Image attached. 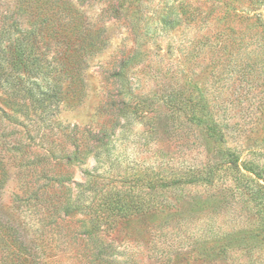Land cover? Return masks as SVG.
I'll list each match as a JSON object with an SVG mask.
<instances>
[{
  "label": "rangeland",
  "instance_id": "1",
  "mask_svg": "<svg viewBox=\"0 0 264 264\" xmlns=\"http://www.w3.org/2000/svg\"><path fill=\"white\" fill-rule=\"evenodd\" d=\"M74 3L99 38L83 44L73 25L59 23L49 55L60 92L51 75L11 73L0 61L1 215L36 236L33 212L48 203L20 206L17 196L46 171L70 178L45 188L61 207L97 203L91 186L130 195L133 215L104 233L114 264H186L183 256L209 240L264 232V0H125L118 17L109 1ZM66 73L81 75L72 82ZM15 143L17 154L8 148ZM77 149L79 158L63 160ZM200 162L202 176L193 175ZM161 175L182 183L157 191ZM85 216L73 222L78 232ZM69 229L47 246L45 264H81L76 250L98 251L93 238L71 247ZM257 246L206 264H264Z\"/></svg>",
  "mask_w": 264,
  "mask_h": 264
},
{
  "label": "trees",
  "instance_id": "2",
  "mask_svg": "<svg viewBox=\"0 0 264 264\" xmlns=\"http://www.w3.org/2000/svg\"><path fill=\"white\" fill-rule=\"evenodd\" d=\"M102 1V0H100ZM110 2L109 9L115 11L122 9L125 0H104ZM114 17L119 16V12H112ZM75 14V15H73ZM78 15V16H76ZM64 20L73 25L75 29L74 36L78 39L82 38V43L85 44L88 40L92 41L93 46H97L98 38L94 37L92 30L89 29L84 22V16L80 11L75 9L74 0H0V61L4 60L9 66L11 73H26L31 76L51 75L55 80L53 85V92H60L59 82L62 80L58 77V73L53 71L51 61L54 57H50L52 41L59 33V23ZM99 44H102L99 41ZM67 77L74 81L80 73H66ZM7 82H10L7 80ZM3 115L5 114L1 111ZM121 112V111H120ZM197 125H201V121H196ZM210 133L218 132L216 126L208 127ZM68 137L73 143L74 148L80 146L76 143L75 136L71 132ZM222 138L220 139V141ZM97 145L99 143L105 144L106 139L98 138L92 139ZM9 152H20L22 147L19 143L9 145ZM79 149L71 153H65L63 160L67 163L75 161L79 158ZM82 152V150H81ZM17 154V153H16ZM13 154L10 158H16ZM5 159L0 158V165H4ZM202 162L195 165L191 170L192 174L196 173L202 176L201 168ZM7 175L0 171V184L4 185L3 178ZM30 182L23 184V195L17 196V203L22 206L25 202L30 205L35 204L44 199L48 205H43V210H35L34 216L37 224L34 237H31L30 229L22 227L20 222L11 218H5L0 213V264H45L48 259L47 246L51 247L57 244L56 237H62V230L67 229L69 236L71 231L69 228L75 230L74 235L70 237L73 240L74 246H81L78 241H85L94 239L99 245V249L95 253H87L84 250H76L74 258L80 260L81 264H114V261L109 260V253L114 251V244L109 241L105 234H111L106 228L110 227L108 224L114 223L113 230L117 231L118 220L127 219L133 215L134 210L130 211L126 202L127 196H130L122 189L110 190L99 189L91 186L87 190L95 194L96 202L81 207H74V205L64 202L62 205H57L53 200L55 197L48 196L45 188L47 183L64 184L70 181V178L57 177L49 174L46 171L39 174L33 173ZM197 179H191V183L197 182ZM182 183V178L169 180L165 175L159 176L157 189L160 192H168L170 187ZM83 186V185H82ZM86 184L84 185V187ZM167 188V190L165 189ZM96 203V204H95ZM52 205V211L49 212ZM133 207V206H132ZM64 212V215L61 214ZM139 211V208H137ZM79 213H84L87 219H83L81 224V232H78L73 222L76 221ZM65 216L67 217L65 219ZM48 218V219H47ZM73 219V220H72ZM78 220V218H77ZM86 220L89 221L91 227L86 228ZM78 221H82L79 219ZM77 222V221H76ZM41 223V224H40ZM36 227V226H35ZM86 228V229H85ZM257 228V227H256ZM253 231V229H252ZM251 233H243L233 238L224 240H211L203 243L197 249H191L188 256H183L187 260L186 264H198L211 262L217 260L224 255V251L238 247V245L253 247H264V232L258 230ZM48 247V248H49ZM78 248V247H75ZM47 258V259H46Z\"/></svg>",
  "mask_w": 264,
  "mask_h": 264
}]
</instances>
